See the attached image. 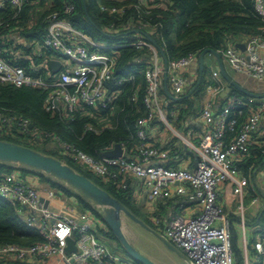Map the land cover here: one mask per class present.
Listing matches in <instances>:
<instances>
[{"label":"built area","instance_id":"built-area-1","mask_svg":"<svg viewBox=\"0 0 264 264\" xmlns=\"http://www.w3.org/2000/svg\"><path fill=\"white\" fill-rule=\"evenodd\" d=\"M151 1L155 0H140L146 9L165 5L163 0L150 4ZM54 6V0H0V83L46 89L45 109L59 113L63 120L72 119L76 111L98 116L103 110L113 111L119 88L134 79V71L115 75L117 48L146 47L150 54L144 69L143 102L149 113L137 121L139 142L130 150L131 154L126 145L120 143L122 155L108 157L104 154L114 148L113 144L102 156L96 157L74 143L61 140L57 134L44 133L33 127L28 118L17 114L0 111V128L10 129L17 123L32 135L33 141L51 135L62 154L96 175L116 181L118 187L126 188L130 179H138L145 182L152 199H175L163 234L185 252L191 264H236L230 215L235 213L241 218L238 228L243 237L245 264H252L245 225L246 188L251 187L254 192L252 205H257L260 193L252 185L250 176L241 173L237 162L248 153L254 135L261 130L264 97L229 94L221 107H216L212 98L206 100L201 116L209 128L197 143L182 136L184 145L195 155L194 166L168 164L170 149L162 146L148 127L153 119L164 120L170 126L167 106L175 101L167 92L164 94V60L159 46L144 34L112 44L95 40L69 19L68 15L76 9L74 0H60V5L52 10ZM253 6L264 19V0H253ZM103 8L111 12L123 10V6ZM136 27L134 29L142 28L141 24ZM246 45L245 51L232 43L218 52L236 72L264 83V35L251 36ZM199 54L190 53L168 61L167 85L172 95L180 96L185 92L190 79L184 69L198 63ZM52 60L60 63L56 71L51 66ZM213 78L215 81L209 83L208 88L211 95H217L222 88L218 70L213 72ZM130 98L136 99L137 91ZM243 106L247 107V112L242 110ZM106 126L112 124L106 123ZM102 127L87 122L85 130L99 133ZM222 186L228 188L231 201L235 202V208L229 212L222 200ZM55 195L54 189L42 194L16 169L0 170V196L17 203L20 214L26 212L24 221L43 237L42 241L31 245L0 244V254L6 255L4 259L30 261L58 256L63 264H116L120 261L136 264L111 253L89 219L50 209L49 202ZM193 205L198 209L188 214L187 209ZM156 222L160 223V219ZM63 228L69 232L61 237ZM68 237L76 244V250L70 253L66 251ZM254 247L258 257L264 256V233Z\"/></svg>","mask_w":264,"mask_h":264},{"label":"trees","instance_id":"trees-1","mask_svg":"<svg viewBox=\"0 0 264 264\" xmlns=\"http://www.w3.org/2000/svg\"><path fill=\"white\" fill-rule=\"evenodd\" d=\"M157 1L159 0L151 1L150 4ZM163 1L165 3L164 6L152 5L149 9H146L140 0H74L76 9L68 17L77 28L89 34L93 39L109 44L120 43L126 39H131L137 34H144L133 31L134 28H137V25L141 24L142 28L139 29L153 36L157 45L164 51L168 61L187 56L190 53L199 54L206 48L221 51L228 44L236 41L245 39L247 43L248 39L253 35H264V19L256 13L253 0ZM54 2L55 6L52 7V10L60 5V0H54ZM103 6L107 8L123 6V10L111 12L109 9H104ZM149 54L150 52L146 47L136 48L130 45L117 48L115 75L120 76L128 73V71H134L135 75L133 81L119 88L120 92L115 100V107L112 112L103 110L98 116H90L82 111H76L72 119L63 120L59 113H51L45 109L46 89L5 83H0V111L28 118L33 127L39 128L44 133L57 134L61 140L74 143L96 157L102 156L108 147L116 143H124L130 153V150L139 142V138L136 135L137 121L149 113V109L143 102L146 89L144 69L147 66L146 60L149 58ZM197 71L198 77L195 79L194 85L199 81L200 68ZM208 73L209 67L205 64L197 91L202 89L209 81L207 78ZM134 91H137V98L132 100L130 97ZM164 94L167 95L165 90ZM229 94L239 97L245 96L243 92L236 88H232ZM226 101L227 97H223L220 107L226 104ZM173 103L174 101L167 106L168 115L171 119L169 120L181 130L186 125L187 117L194 110L195 103L189 101V98L179 101V108H176ZM183 103H187V105ZM242 110L247 112V107L243 106ZM243 118L244 115L241 119ZM87 122H92L98 127L103 126L102 130L99 133L86 131ZM106 123H110L112 126L104 127ZM156 123H160V121L153 119L152 123L148 125L150 131H152ZM261 130H263L261 137H256L260 131L254 135L248 153L242 160L237 162L241 173L250 176L253 182L258 180V174L264 168V122ZM51 137V135L48 137L43 135L38 141H33L32 135L24 132L17 123L10 129L0 128V139L26 145L64 159L74 169L85 174L117 197L128 209L147 224L163 233L164 229L162 230L161 227V219H163L162 215L165 209L163 204L159 203L158 207L160 209L154 213L145 211L144 207L134 197L133 179L129 180L128 187H118L116 181L112 179L106 180L89 171L77 161L66 157L61 153L58 142ZM171 151L173 154L180 153L182 155L184 154V147L173 144ZM56 154L61 155V157ZM13 164L0 161V170L11 171L15 168ZM21 169L24 174L36 173L40 182L67 195H75L84 206L91 208V204L85 201L81 195L50 174L33 170L27 166H21ZM253 195L254 192L251 190L247 196L251 197V200ZM261 198L263 199V206L260 210L255 215L250 216V218L245 216L246 228L248 225H254L253 227H255L253 236L247 235L249 252L252 245L254 250H256L254 244L260 235L264 233V190L261 193ZM166 202L173 205L176 204L175 199H168ZM94 212L100 217L101 221L106 223L100 213ZM230 215L233 221L232 247L236 264H240L245 259L243 247L240 244L241 233L238 228L241 218L233 213ZM149 219L153 220V223ZM155 219H160L161 224L155 222ZM107 228L108 230L103 228L102 232L112 238H116L108 225ZM42 240L43 237L38 230L29 226L21 217L19 205L0 196V244L31 245ZM134 261L136 264H142L137 260ZM0 264L33 263L0 258Z\"/></svg>","mask_w":264,"mask_h":264},{"label":"crops","instance_id":"crops-1","mask_svg":"<svg viewBox=\"0 0 264 264\" xmlns=\"http://www.w3.org/2000/svg\"><path fill=\"white\" fill-rule=\"evenodd\" d=\"M240 42L246 43L245 39L240 40ZM222 59H223V57H222ZM223 61H224V66L226 68L227 73L232 78H234L237 82H239L240 84H242L244 87H246L247 89H249L251 91H255V92H263L264 91V83H261V82L259 83L256 81L255 86H251L250 84H248L249 77H247L244 74L236 72L229 63H227L224 59H223ZM205 64L209 67V73L207 76L209 81L205 84V86L202 89H199L197 91L198 82H199L198 81L196 83V85H197L196 89L193 91V93L191 95L186 97L185 95H187L189 90L195 86L193 83H194L195 79L198 77V71L197 70H198V68H200L199 67V61H198V63L196 62V63L192 64L187 69H184V72L189 77L190 81L185 88V92L180 96H185V97H183V99L189 98V101H191L193 103H196V101L198 99H201L202 105L204 104V102L206 100L212 98V100H214L216 103V107H219L221 105V99L223 97H227L224 95V90L226 89V87L228 85V81L222 76L220 70L218 69V61H217V58L215 55H213L212 53H207L205 55ZM215 70H218L220 72V79H221L220 81L222 84V88L220 89V92L217 95H211V92L208 88V84H209V82L212 83L215 81L213 78V72ZM183 99H181V100H183ZM181 100H179V101H181ZM183 104L187 105V103H183ZM202 105L199 108L197 105H195L194 110L187 117L188 119H187L185 127L183 126L181 128V130L178 129L174 125V123L170 122V127L167 129V132H165L166 128L165 127L162 128L161 126H159L160 123H156L155 126L152 128V131H153V134L155 135V137L161 143V145L165 146L166 148L170 149V151H171V147L173 144L178 145L177 140H176V136H180L181 138H182V136H184V137L190 139L192 142L197 143L200 136L205 132V130H207L209 128V126L208 127L206 126L205 121L203 120V118L201 116ZM195 125L198 127H196ZM261 134H263V130H260V132L257 134L256 137L260 138ZM182 140H183V138H182ZM183 147H184V151H183L184 154H182V155L180 153H177V154L174 153L173 154V152L171 151L170 154L168 155L167 159H166V163L193 167L194 161H195V155L184 144H183ZM185 149H186V151H185ZM13 165L15 167L14 169L21 172L24 180H26L28 182H32L37 188H39V190L41 191L42 194L47 193V189H49V188L48 187L45 188V186L41 187L40 180H39L36 173L30 172V173L24 174V172L21 169L22 165L15 164V163ZM133 182H134V188H133L134 189L133 190L134 197L144 207L143 209H145V211L147 210L149 213L156 212L157 210L160 209L158 207L159 203L163 204V207H165L164 214L162 215L163 219H161L162 224H161V222L159 223V224H161V227L164 229L165 223L167 222L168 217L170 215V212L173 209L174 205L172 203H169L170 201L166 202V200L165 201H163V200L158 201V200L152 199L150 197V194H149V189L145 185L144 181H141V180L139 181L138 179H134ZM252 183H253L252 185L256 189L259 190L260 199H259L257 205H252V204L249 205L250 216L255 215V213L257 211H259L260 208L263 206V199L261 198V193H263V190H264L263 170H261L259 172L258 180L254 181V182L252 181ZM65 185H67V184H65ZM68 187L71 188L70 186H68ZM44 188H45V191H44ZM72 190L75 191L76 193H78L76 190H74V189H72ZM246 191H247V193L245 196V200H246L247 195L250 194L251 187H247ZM55 192H56L55 197L50 200L49 205H48L50 209L69 213V214H71V215H73L79 219H89L92 222V225L97 228V231L100 234L99 236H100L101 240L106 243V245L108 246L111 253L116 254L117 256L120 257V259H123V260L131 259V257L125 252L124 248L122 247L120 242L117 240V238H112L111 236L104 234L102 232L103 228L105 230H108V228H107V224L104 223L103 221H101V220L97 221V217H99V216L94 211H97L100 214H102V213L100 212L99 208L95 204L84 199L81 196L85 201H87L91 204V208L93 210L95 209L93 211L91 208L84 206V204L82 202H80L75 195H67L64 192H59L57 190ZM221 194H222V200H223V203L225 204L226 210L228 212L231 211L234 208L233 206H234L235 202L231 201L232 196H231L228 188L225 189V187L222 186L221 187ZM197 209L198 208L195 205L190 206L187 209V213L190 214V213L196 211ZM25 213L26 212L20 214L23 219H24ZM254 230L255 229H253L252 226H251V228H249V226H248L247 227V235L252 237ZM239 231H240V229H239ZM240 236H241V238H240L241 243L240 244L243 246L242 234H240ZM121 248H122V250H121ZM243 254H244V251H243ZM248 255H249V259H250V257H253L254 260L255 259L257 260L256 262L250 261L252 264H264V256L258 257L256 250H254V248H253V245L251 246L250 252L248 250ZM127 256H129V257H127ZM30 262H32L33 264H39L38 262H36V260H30ZM41 264H63V263L59 259L58 256H52L48 259H45V261ZM116 264H125V263L120 261V262H117Z\"/></svg>","mask_w":264,"mask_h":264},{"label":"water","instance_id":"water-1","mask_svg":"<svg viewBox=\"0 0 264 264\" xmlns=\"http://www.w3.org/2000/svg\"><path fill=\"white\" fill-rule=\"evenodd\" d=\"M133 31L144 33L153 43L157 44L156 40L148 32L142 31L140 29H133ZM235 45L243 51H245L247 48V45L244 42L236 41ZM160 53L164 60V82L167 94L176 101L183 99V97L185 96L191 95L196 89L197 85L192 87L185 96L177 97L172 95V93L169 91L167 85L168 59L161 48ZM207 53H212L216 56L218 61V69L220 70L222 76L228 81V85L224 90L225 96L229 95L232 88H236L243 92L245 95L264 97V92L251 91L237 82L234 78H232L226 71L221 53L211 48H206L199 54L200 77L198 84L202 79L205 65V55ZM51 66L56 71L59 69L60 63L59 61L52 60ZM122 152L123 148L121 144L116 143L114 148L105 151L104 154L108 157H116L122 155ZM0 161L15 163L22 166H27L33 170L48 173L54 178L67 184L72 189L76 190L84 199L95 204L102 213L101 215L103 219L111 228L117 240L120 242L125 252L131 257L132 260H137L142 264H161L155 262L154 260L139 252L131 243L124 229L123 216H127L129 219L139 223L144 228L154 233L169 249L184 257L185 260L191 264L185 252L181 250L177 245L172 243L163 233L147 224L143 219H141L130 209H128V207H126V205H124L117 197L113 196L106 189L101 187L85 174L74 169L71 165L64 162L62 159L26 145L18 144L5 139H0ZM47 202L48 201H46V203ZM67 241L68 244L66 246V251L70 253L76 250L75 240L72 237H68Z\"/></svg>","mask_w":264,"mask_h":264},{"label":"rangeland","instance_id":"rangeland-1","mask_svg":"<svg viewBox=\"0 0 264 264\" xmlns=\"http://www.w3.org/2000/svg\"><path fill=\"white\" fill-rule=\"evenodd\" d=\"M255 80L253 78H249L248 80V84H250L251 86H255ZM202 100L198 99L195 103V105L198 106V108L202 105ZM174 106H176V108H179L178 105V101H174L173 103ZM170 119V118H169ZM171 120V119H170ZM162 124H160L159 126H161L162 128H166L165 132H167V129L170 127L168 126V124L162 120V122H160ZM176 140L178 145L183 146L184 142L182 140V138L180 136H176ZM58 155V154H56ZM61 157V155H58ZM58 158V157H57ZM41 187H48L49 189H54L50 186H48L45 183L40 182ZM44 188V191H45ZM55 190V189H54ZM48 191V189H47ZM56 191V190H55ZM250 198L249 196L246 197L245 203H246V210H245V216L247 218H250ZM235 208V203L234 206ZM235 216V213H233ZM100 221V218L97 217V221ZM149 221L151 223H153V220ZM123 223H124V229L126 234L128 235L129 240L131 241V243L135 246V248L141 252L142 254H144L145 256H147L148 258L154 260L157 263H161V264H189L184 257H182L181 255H179L178 253H176L175 251L169 249L162 240H160L154 233L150 232L149 230H147L146 228H144L142 225H140L139 223L129 219L127 216H123ZM249 228H251V226L253 227L254 225H248ZM161 229V227H160ZM253 229H255V227H253ZM163 230V228H162ZM101 232V231H100ZM122 250V248H121ZM6 255L5 254H0V258H5ZM122 257V256H121ZM129 257V256H127ZM31 260H36V262H38L39 264L43 263L45 261V259H31ZM28 260H24L23 262L26 263ZM250 261L251 262H256L257 260L253 257H250ZM240 264H245V259L243 261H241Z\"/></svg>","mask_w":264,"mask_h":264},{"label":"clouds","instance_id":"clouds-1","mask_svg":"<svg viewBox=\"0 0 264 264\" xmlns=\"http://www.w3.org/2000/svg\"><path fill=\"white\" fill-rule=\"evenodd\" d=\"M68 232H69V230L67 229V228H63L62 230H61V237H63L64 235H67L68 234Z\"/></svg>","mask_w":264,"mask_h":264}]
</instances>
